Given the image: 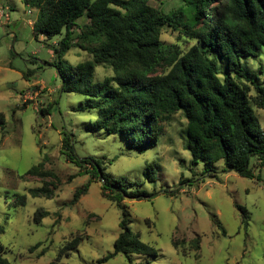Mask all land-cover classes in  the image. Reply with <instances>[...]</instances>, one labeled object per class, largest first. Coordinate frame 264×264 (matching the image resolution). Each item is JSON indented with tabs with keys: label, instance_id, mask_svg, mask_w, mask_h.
<instances>
[{
	"label": "rangeland",
	"instance_id": "1",
	"mask_svg": "<svg viewBox=\"0 0 264 264\" xmlns=\"http://www.w3.org/2000/svg\"><path fill=\"white\" fill-rule=\"evenodd\" d=\"M148 2L165 11L179 5L178 0ZM38 13L24 0H0V111L5 116V128H0V243L8 264H53L65 243L78 235L82 236L78 245L55 264H130L121 253L100 262L112 252L121 230V209L101 194L97 179H91L87 192L71 203L74 191L90 177L79 174V168L60 153L65 132L73 135L76 156L99 159L107 173L124 176L132 183L130 188L146 193L122 200L129 227L155 254L133 253L132 264H264V162L260 165L256 156H250L252 177L223 171L222 160L215 163L218 172H204L201 160L191 161L181 110L163 122L157 143L141 152L130 149L119 135L90 131L98 110L88 106V96L60 90L58 69L47 63L59 62L52 48L63 33L49 39L37 33L33 24ZM160 38L181 49L192 43L170 27L162 29ZM88 57L81 48L71 47L61 69L68 71L69 65ZM241 61L264 83V46L259 56ZM218 67L220 72L225 69L224 59H218ZM163 71L165 67H158L157 73ZM110 75L109 65H97L91 81ZM253 110L264 128V108ZM39 161L55 177H22ZM147 166L152 179L144 173ZM44 180L54 182L53 196H31L28 188L41 186ZM19 194L26 195L24 205L16 202ZM237 204L246 209L247 223ZM39 207L50 214L36 224L33 215ZM197 238L199 248L194 245Z\"/></svg>",
	"mask_w": 264,
	"mask_h": 264
},
{
	"label": "trees",
	"instance_id": "2",
	"mask_svg": "<svg viewBox=\"0 0 264 264\" xmlns=\"http://www.w3.org/2000/svg\"><path fill=\"white\" fill-rule=\"evenodd\" d=\"M24 1L39 10L33 24L37 33L48 39L63 33L52 48L59 62L45 63L57 67L61 91L88 96V106L98 110L87 129L119 135L130 149L141 152L157 143L163 122L181 110L187 121L186 146L191 161L196 164L201 160L204 172H218L215 163L222 160L223 171L252 177L250 156H256L263 164L264 128L253 106L264 108V83L258 80V72L241 58L259 56L264 46V0H178L179 5L169 11L149 4L148 0ZM82 16L83 22L78 23ZM164 27L178 31L192 43L185 49L165 44L160 38ZM74 46L86 51L89 57L63 71V56ZM219 58L225 61L221 72ZM101 64L109 65L113 75L92 82L95 67ZM158 67H165L166 71L157 73ZM39 111L46 112L45 108ZM0 128H5L1 111ZM72 137L71 133H63L60 153L79 168V174H89L90 179L74 191L71 203L87 192L91 179H97L101 194L121 209V230L112 252L100 262L118 253L124 254L130 264L133 253L155 255L152 247L129 227V212L122 203L124 197L146 193L130 188L132 183L124 176L107 173L99 159L76 156ZM43 166L39 161L22 177H55ZM144 173L152 179L148 166ZM54 187V182L44 180L41 186L28 188V193L52 197ZM16 202L24 205L26 195H17ZM237 208L242 222L247 223L246 209L239 204ZM48 214V210L39 207L33 221L38 224ZM81 239L78 235L67 241L55 260L68 255ZM173 244L177 246L175 241ZM194 245L199 248L198 238ZM3 252L0 243V264H8Z\"/></svg>",
	"mask_w": 264,
	"mask_h": 264
}]
</instances>
